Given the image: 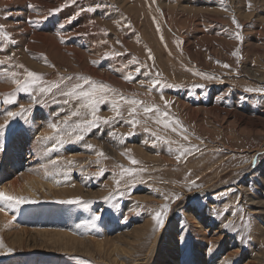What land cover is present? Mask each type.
<instances>
[{"label": "rangeland", "instance_id": "rangeland-1", "mask_svg": "<svg viewBox=\"0 0 264 264\" xmlns=\"http://www.w3.org/2000/svg\"><path fill=\"white\" fill-rule=\"evenodd\" d=\"M97 4L101 5L97 11L81 12L69 22L81 8ZM53 9L60 10L53 14ZM44 16L48 18L42 24L28 22ZM233 17L242 25V43L230 36L237 31ZM129 23L131 28L125 26ZM0 25L7 34L0 33V60L11 65L9 71L21 81L25 69L42 74L48 82L71 76L69 85L80 82L78 76L91 77L123 97L168 111V119H178L189 137L185 141L170 127L155 123V117L148 118L139 105L134 117L138 122L130 127L123 119L130 118L134 106L120 101L123 119L91 130L81 141L74 140L76 133L71 141L65 134L69 142L51 151L52 142L40 139L56 134L48 123L57 122L63 129L67 119L74 126L82 117L70 113L80 101L57 104L49 96L33 105L25 93L10 97L17 85L0 76V125L7 121L10 129L0 153V190L11 178L20 184L35 177L45 182L37 196L27 194L35 203L2 212L6 217L0 220V264H264V155L257 159L258 153L264 154V97L245 91L264 88V0H77L75 4L0 0ZM236 48L239 57L231 55ZM148 49L154 60L148 58ZM116 52L122 55L113 56ZM106 55L113 58L104 59ZM132 57L146 62L152 73L159 72L163 83L152 88L143 69L136 75L135 65L124 72L136 79L131 83L122 79L120 69ZM197 72L216 79H204ZM9 98L17 103H4ZM113 99L120 97H108ZM165 99L170 102L167 108ZM20 105L33 109L27 123L3 115L8 110L19 112ZM98 115L112 120L116 112L102 102ZM130 132L135 135L128 136ZM25 133L29 138L23 146L25 163L16 172H7L3 165L7 146ZM152 133L172 144L155 140ZM32 143L41 147L40 161L33 158ZM180 145L199 150L177 161L175 150ZM129 156L139 164L132 165ZM66 168L67 182L46 178V173H63ZM123 168L136 169L134 190L125 189V181H131L126 175L121 179ZM56 179L63 181L64 176ZM117 180L123 195L117 191ZM191 181L201 187L188 191ZM158 193L182 196L171 204L161 228L152 219L154 210L166 202ZM74 198L89 202L91 210L59 202ZM97 209L104 212L95 228L77 227ZM226 222H231L227 230L222 226ZM178 235L184 245L177 243Z\"/></svg>", "mask_w": 264, "mask_h": 264}, {"label": "snow or ice", "instance_id": "snow-or-ice-1", "mask_svg": "<svg viewBox=\"0 0 264 264\" xmlns=\"http://www.w3.org/2000/svg\"><path fill=\"white\" fill-rule=\"evenodd\" d=\"M77 0H71V3L75 4ZM101 7L100 4H97L95 7H87V8H81L79 12H76L73 14L72 17H69L68 20L71 22V20L75 19L78 15H80L81 12L87 11V12H95ZM30 10H36L34 6L29 5ZM60 9H53L50 10L53 14ZM48 17L44 16L42 19H29L30 24H42ZM233 24L235 25V28L237 31L234 33H231L230 36H234L239 42H243L244 37L241 35L240 29H242V25L239 23L238 20L233 17ZM128 28H131V24L125 25ZM61 28L63 25L60 26ZM0 33H3L5 36L7 35L4 33L3 25H0ZM58 35L60 33H57ZM10 38V37H9ZM62 43H65L63 39L61 40ZM106 43V41L104 42ZM117 43H120L118 40ZM182 43V42H180ZM27 50V49H25ZM148 52V58L150 60H154V57L152 55L151 49L147 50ZM122 55L121 53H114L113 56H119ZM231 55L235 57L240 56V49L236 48ZM113 58L112 56H105L104 59H111ZM242 58V57H241ZM8 60H11L12 57L9 56L7 58ZM46 61V57H42ZM94 65L97 64L96 61H92ZM217 63H220L217 61ZM6 61L0 60V76H7L10 78L16 85H17V92L9 94L10 97H16L18 93H25L29 96L31 103L33 105H41L45 99L49 96H51V102L52 103H62L64 105H68L72 101H80L79 106L71 111L70 115L71 116H78L82 117L78 122L75 123L74 126H70L68 123V120L65 119L63 121V124L65 127L62 129L57 122H49L48 126L52 128L55 131V135L53 136H42L40 139H42L45 142H52V147L51 151H58L61 146H63L66 142H69L73 139L72 133H76L74 136V140L76 141H81L85 139V134L89 133L91 130L98 129L102 127L103 125H111L116 122H118L117 117L123 119L122 114L119 111L120 108V101H125L133 105L134 107L131 109L129 112V119H123V122L128 124L130 127H135L136 121L134 119L136 113H137V105H139L143 113L148 116V118L155 117V123L161 124L163 123L165 128H171L173 132H178V134L182 135L183 139L185 141L189 140V137L187 135V129L184 128V126L180 123L178 119H173L169 120L168 117L170 113L168 111L162 110L159 106L156 105H144L143 102L137 101L136 99L133 98H126L123 97L121 94L118 93L116 89L111 88L110 86L104 84L103 82H97L92 80L91 77H86V76H78L75 79L77 81H80L78 83L69 85L68 82L73 80V77L68 76V77H60L58 81L55 82H48L45 81L44 77L42 74H39L35 71L27 70L25 69V79L21 81V79L18 78V74L16 72H10L9 67L11 65L5 66ZM130 65H135V73L136 75L141 74V69H143V76L148 78L152 88H155L157 85L162 84L163 82L160 81L159 76L160 73H152L151 69L149 68L148 64L142 63L138 61L135 57H132L127 63L123 65V68L120 69L122 73V79L125 81L131 83L133 82L136 77L133 75L131 72H124V69H127ZM20 68H24L23 65H19ZM54 67V65H53ZM223 67L225 68H231V65L224 64ZM197 76L203 77L204 79L207 80H213L216 79L215 76L207 73H194ZM141 85L144 84V80H139L137 81ZM164 87H175V85H169V84H164ZM192 87L194 88H203L205 85H193ZM152 88L149 89V91L152 90ZM246 92L248 93H258L262 97H264V88H246ZM119 96L120 99L116 100L113 99L111 101L108 100L109 96ZM39 97V98H38ZM63 98V99H59ZM163 98V97H162ZM110 103L111 110L116 112V117H114L112 120L102 118L98 115V109L99 105L102 103ZM4 103L8 104H13L17 103L16 99L9 98L4 101ZM165 107L167 108L170 105V102L167 101L166 99L164 100ZM20 111L19 112H14V111H6L3 113V115H6V117L15 120L17 118L24 119L25 122H28V113L31 112L33 109L31 107L29 108H24L23 105H20ZM86 109V112H81L80 109ZM63 111V109H61ZM57 116L60 115L58 112L56 114ZM69 128H71V131H69ZM10 132V129L8 127V122L6 121L5 124L0 125V153H3L5 151V144H4V137L5 134ZM67 134L69 136V141H66L64 139V135ZM112 135H116L115 133H112ZM135 135L134 132H130L128 136ZM153 138L157 141H160L164 144L171 145L172 141L166 140L163 137L156 136L155 133L151 134ZM123 139H127V136L122 137ZM89 150H94V147L92 145L87 146ZM169 152L171 153L173 150L171 147H169ZM199 149L196 146H183L180 145L176 148V159L177 161H180L183 157L193 153L194 151H198ZM98 155L104 156L103 152H99ZM127 155V153H125ZM264 154H257V159ZM129 159L131 161L132 165H137L139 164V161H137L135 158L129 156ZM50 163L53 166L57 165V160H51ZM69 166H71L72 162L69 161L67 162ZM256 163V160L252 161V164L254 165ZM141 171H144L141 169ZM101 175L103 172L100 173ZM136 169L134 168H123L122 174H121V179L126 175L131 183H128L125 181V189L131 188L134 190L135 188V179H136ZM58 175H63L64 180L60 181L57 180L56 177ZM190 175V173H189ZM69 176L68 169H64L63 173L61 172H52V173H46V178H50L55 180L57 183L60 182H67V178ZM143 182V181H142ZM117 191L123 195V192L121 190V181L117 180ZM200 188L201 185L197 184L195 181L190 182V186L188 188V191H192V188ZM130 194V193H129ZM162 199H164L166 202L162 205L159 206L158 210H154L152 214V219L155 221L156 226L158 228H161L164 226L165 220L168 216V214L172 211L171 209V204L175 203L176 201H179L182 196L179 193H174V194H166V193H158ZM111 199V195L107 198H105V202L107 203L108 200ZM60 203H66V204H72V205H77L79 207H82L85 210H91V205L89 202L84 201L82 198H74V199H69L66 201H59ZM28 203H35V201H32L28 199L27 197H22V196H14L10 195L2 190H0V212H15L19 209L20 205L23 204H28ZM95 203V202H92ZM237 207H239V201L237 200ZM104 210L103 209H97L92 212V215L88 218L83 220L80 224L77 225L78 228H88L89 230L93 229L96 227L97 222L101 220L102 215H103ZM226 230L231 227V222H226L223 223L222 225ZM177 243L179 245H184L185 240L181 236H177ZM0 247H3V241L0 239ZM211 245L207 246V251L210 253L211 252ZM12 251L11 248L8 249V252L10 253Z\"/></svg>", "mask_w": 264, "mask_h": 264}, {"label": "bare ground", "instance_id": "bare-ground-1", "mask_svg": "<svg viewBox=\"0 0 264 264\" xmlns=\"http://www.w3.org/2000/svg\"><path fill=\"white\" fill-rule=\"evenodd\" d=\"M46 122V121H45ZM29 135V134H28ZM27 135L25 133V135H23L22 137L20 138H17L14 139L8 146H7V150H6V162L3 164L6 169H7V172L9 171H13V172H16L18 169H20L25 161H24V151H23V146H25L26 143H28V139H26ZM31 138V137H30ZM31 142V141H29ZM32 142H34V140H32ZM36 142V141H35ZM38 145V146H37ZM30 146V145H29ZM41 147H39V144H31V147H30V150L32 151L33 153V158L35 160H39L42 158V152L40 151ZM41 152V153H40ZM5 154V153H4ZM29 158V156H27ZM42 164V163H41ZM34 167V166H33ZM42 167H40L41 169ZM38 169V168H37ZM39 169V171H41ZM46 169V168H45ZM35 171V170H33ZM46 173V172H45ZM37 174V172H36ZM41 174V173H40ZM13 175V173H12ZM26 175V174H24ZM23 175V176H24ZM34 175V174H33ZM36 176V175H35ZM38 176V174H37ZM43 176V175H42ZM17 177V175H16ZM22 178V177H21ZM20 178V180L22 181V179ZM44 178V177H43ZM12 179V178H11ZM11 179L7 182L9 183V186L8 187H4L3 190L4 192L10 194V195H17V196H25L27 197V194L28 195H34V196H37V193H38V189L40 187H44V180L39 178V177H35V178H32V179H29V180H26L24 181L23 183H19L17 181H11ZM18 180H19V175H18ZM6 182V181H5ZM12 182V183H10ZM5 186V185H4ZM44 190V189H43ZM55 192V191H54ZM50 193H52L50 191ZM6 217V214L0 212V220L2 218ZM5 219V218H4ZM2 219V220H4ZM1 222V221H0ZM3 222V221H2ZM1 224V223H0ZM24 231H22L23 233ZM61 233V232H60ZM48 236V235H47ZM56 236V235H55ZM50 237V236H49ZM20 238V237H19ZM44 238V237H43ZM18 239V238H17ZM171 247H173L175 245V243H170L169 244ZM93 246V245H92ZM205 263V262H204ZM118 264V263H116ZM121 264H124V263H121ZM130 264V263H129ZM132 264V263H131Z\"/></svg>", "mask_w": 264, "mask_h": 264}]
</instances>
